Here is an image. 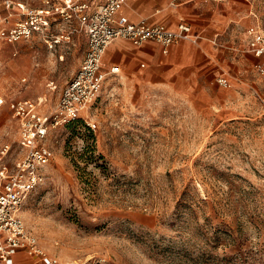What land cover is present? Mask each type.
Here are the masks:
<instances>
[{"label": "rangeland", "instance_id": "rangeland-1", "mask_svg": "<svg viewBox=\"0 0 264 264\" xmlns=\"http://www.w3.org/2000/svg\"><path fill=\"white\" fill-rule=\"evenodd\" d=\"M251 2L246 16L264 25V0ZM85 47L82 31L54 49L0 40V139L12 158L23 152L16 100L52 111ZM128 60L79 120L50 129L26 224L64 264H264V75L252 57L226 51L217 70L176 71Z\"/></svg>", "mask_w": 264, "mask_h": 264}, {"label": "built area", "instance_id": "built-area-1", "mask_svg": "<svg viewBox=\"0 0 264 264\" xmlns=\"http://www.w3.org/2000/svg\"><path fill=\"white\" fill-rule=\"evenodd\" d=\"M35 1L39 3L4 0L8 13L0 21V40L13 44L36 39L54 49L70 42L82 31L86 49L80 66L62 89L52 111L43 112L39 102L32 99L16 100L12 117L18 123L22 155L12 158L13 143L0 139V264H18L15 254L20 251L34 256L39 264H64L41 244L23 219L21 210L39 183L42 169L53 157L47 144L50 129L80 118L99 96L107 77L119 72L117 65L103 67L107 47L117 39L135 46L154 42L163 54H167L173 44L195 39L191 25L185 20H181L175 29L163 23L148 22L145 18L129 20L120 13L128 0ZM246 33V50L257 57L254 68L264 75V28L251 25ZM218 81L229 85L224 77ZM5 102L0 95V107ZM84 120L90 128H96L95 122Z\"/></svg>", "mask_w": 264, "mask_h": 264}, {"label": "crops", "instance_id": "crops-1", "mask_svg": "<svg viewBox=\"0 0 264 264\" xmlns=\"http://www.w3.org/2000/svg\"><path fill=\"white\" fill-rule=\"evenodd\" d=\"M19 1L39 3L35 0ZM1 5L3 12L0 14V21L8 13L4 0H1ZM252 8L251 0H128L120 13L125 14L129 20L138 21L145 18L148 22L163 23L172 29H175L181 20H185L191 25L195 39L173 44L167 54H163L161 47L154 42L135 46L125 40H114L104 53L103 67L107 69L117 65L119 72L110 74L107 79L119 75L121 66L129 61L128 58L138 61L139 70L147 67L159 68L161 63L167 65L166 70L169 71L217 70L219 54L227 51L240 62L251 56L254 67L257 57L246 50V30L251 25L257 24L263 28L264 25L258 21L251 22V18L246 16L253 12ZM235 21L238 22L237 25L242 23L240 42L231 39L235 35ZM141 63L145 65L141 66ZM155 65L158 67H154ZM15 261L18 264H39L34 256L22 251L15 254Z\"/></svg>", "mask_w": 264, "mask_h": 264}, {"label": "trees", "instance_id": "trees-1", "mask_svg": "<svg viewBox=\"0 0 264 264\" xmlns=\"http://www.w3.org/2000/svg\"><path fill=\"white\" fill-rule=\"evenodd\" d=\"M79 119H80V118H78L77 120H79ZM77 120L71 121V122H69V123H67V124L73 123V122H75V121H77Z\"/></svg>", "mask_w": 264, "mask_h": 264}]
</instances>
